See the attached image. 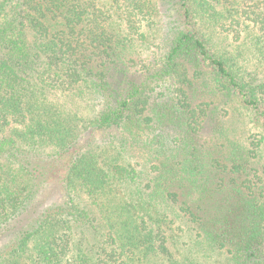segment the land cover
Masks as SVG:
<instances>
[{
    "label": "trees",
    "instance_id": "16d2710c",
    "mask_svg": "<svg viewBox=\"0 0 264 264\" xmlns=\"http://www.w3.org/2000/svg\"><path fill=\"white\" fill-rule=\"evenodd\" d=\"M231 103L264 133V0H0V264H264Z\"/></svg>",
    "mask_w": 264,
    "mask_h": 264
},
{
    "label": "rangeland",
    "instance_id": "374dc122",
    "mask_svg": "<svg viewBox=\"0 0 264 264\" xmlns=\"http://www.w3.org/2000/svg\"><path fill=\"white\" fill-rule=\"evenodd\" d=\"M164 8H168V3H162ZM168 21V22H167ZM170 25H169V24ZM176 21L173 18V15H170L169 19H161L160 20V28L159 34L157 33V38L155 40V44H161L163 47L162 50L167 49V47L171 44V40L174 38L175 33H173L174 28L176 27ZM168 27H170V30L168 31ZM153 51L156 50L155 48L152 49ZM251 60V58H248ZM252 65L250 66V69L252 71L256 70V65H258L257 61L252 58ZM235 105V106H234ZM229 111H233V109H236V113H233V118L231 119L232 122L227 124L229 128H233L235 131V136L239 138L240 140L244 141L245 144H250L253 140H260L261 136L264 134L261 128L258 126L257 123L254 122V118L241 107V104L239 103H231L229 106ZM231 126V127H230ZM260 150V156L264 158V143L261 145ZM264 163V161H263Z\"/></svg>",
    "mask_w": 264,
    "mask_h": 264
}]
</instances>
